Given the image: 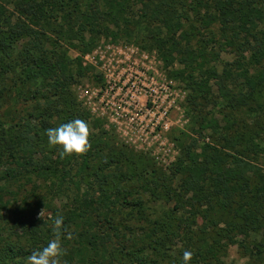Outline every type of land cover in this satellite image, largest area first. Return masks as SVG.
Segmentation results:
<instances>
[{
	"label": "trees",
	"instance_id": "1",
	"mask_svg": "<svg viewBox=\"0 0 264 264\" xmlns=\"http://www.w3.org/2000/svg\"><path fill=\"white\" fill-rule=\"evenodd\" d=\"M111 33L156 50L170 76L189 91L184 106L190 135L183 132L189 142H181L169 172L146 167L138 177L154 198L175 201L166 218L148 225L145 238L155 242L152 249L165 252L168 239L186 226L179 211L191 206L211 231L219 228L212 243L194 247L204 260L212 264L218 251L238 245L249 264H264V0H0V208L10 206L6 196L13 182L36 178L48 182V194L71 193L62 239L67 242L70 234L82 248L101 249L98 264L107 259L110 229L114 237H128L111 222L117 206L130 204L120 184L109 189L111 166L122 159L114 131L93 120L73 91L89 70L83 56ZM69 46L79 55L71 57ZM223 52L234 58L220 69ZM77 118L88 124V150L66 155L61 146L50 147L45 129ZM206 133L209 143L202 141ZM44 200L39 195L36 206ZM31 204H12L10 211L15 229L36 237L34 243L17 249L10 243L0 264H18L52 238V226H36ZM133 205L145 211L142 199ZM215 208L226 218L214 223ZM41 235L49 238L40 244ZM130 259L160 264L145 254Z\"/></svg>",
	"mask_w": 264,
	"mask_h": 264
},
{
	"label": "rangeland",
	"instance_id": "2",
	"mask_svg": "<svg viewBox=\"0 0 264 264\" xmlns=\"http://www.w3.org/2000/svg\"><path fill=\"white\" fill-rule=\"evenodd\" d=\"M115 29H113V31ZM113 34L114 33H111L109 35H101L100 38H98V44L107 42H112L115 44H135L129 41H125V39L115 37L116 35ZM205 34L207 33L205 32ZM66 48L69 49L68 53L71 57L75 58L79 55L77 48H74L73 46H69ZM233 58V53L223 52L219 61L220 69H222L224 63L232 62ZM84 66L89 70L83 77L78 79V82L73 85V91L76 92L77 97L80 91L85 87L93 85L98 86L102 83L103 80L94 67H91L90 65ZM162 66L163 73L167 76V78L172 79L173 81H175V83L185 89L187 93V100L189 91L187 88H185V84L182 81L171 77L168 73L169 70H166L164 65ZM175 67L178 68L180 67V65L176 63ZM186 100L183 104L184 109ZM79 102L90 112L93 120H101L103 122L104 129L114 131L113 134L116 137L117 151L119 153H122V155H120L122 159H120L121 161L115 159V161L118 162H113L111 166L110 172L112 174V182H110L109 184V189L113 188L115 185L117 186V184H120V187L124 189L123 193L128 194V201L130 203L117 206L116 210L113 211L114 214H117L116 218H114V220H112L111 222L118 228H120L121 231H125L128 237L125 240H122L123 237L121 234H119V237H114L112 236V232H114V229H110L111 235L108 237L107 246L105 247L107 259L103 258L104 264H137L133 260L131 261L130 256H133V258H135L144 254L145 257H148L150 260L157 259L160 264H183L182 256L185 250L191 251L192 254H194L192 255L190 264H211L209 259L204 260L203 257L198 254L197 248L194 247L200 246L203 241L212 243L215 236L214 233H216L219 228L211 231L212 228H209L208 225H206L208 223L203 219V216L196 215V210L194 208H191V206L182 208L179 211L180 219L184 220L186 226L183 225L181 227V234L175 237H170L168 239L167 245L165 247L166 250H164L165 252H163L162 254L163 256L166 255L163 260L162 255H159L161 254V252H156L152 249V246L155 242L152 241V239H146L147 229L149 228L151 222L157 218H166L165 215L170 209H173L175 201H167L165 199L154 198L150 195L149 192L144 190L142 181L139 180L138 177L146 167H158L167 172H169L170 168L173 167V164L178 160L181 154V142H189V138L185 137V135L183 134V132H185L190 135V121L189 117L186 114V111L184 112L185 121L184 118L179 122L174 120L171 128L168 131L160 134L161 136L157 139L154 137H149L146 143L141 140V136L139 134H134L133 129L126 132L127 135H125L123 131H118L116 127L113 126L111 121L107 119V117L101 116L100 113L94 114L88 107H86L83 102H81L80 100ZM18 108H21L20 104L18 105ZM37 120L38 118L36 117V121ZM52 125H54L53 122ZM192 135H194L193 137H197L194 133H192ZM202 141H206L207 143H209L210 141H212V137L210 136V134L206 133L204 135V138L202 137ZM197 152H200V150L197 149ZM132 158L134 160H132ZM178 181L180 182L179 178H176L177 183ZM47 183V181L45 182L43 180L38 181L36 178H32L30 181L24 178L20 181L13 182L11 186L12 192H10V194H7L6 196V199H10V204L8 205L13 207L14 205L23 206L24 202L32 203V207L37 209L32 218L35 221L36 226L43 225L44 223L52 226V219L50 218L62 216L64 212L70 208L72 196L70 192H68V194L53 193V195L51 193H46L45 187H47ZM39 195L45 197L46 199L44 200V204L42 206H36L35 203ZM137 199L143 200L145 205L144 212L137 211L136 206L133 205L134 201H136ZM205 201L208 205H210L211 203L213 204L214 202L210 198H205ZM10 206H8L7 209L0 208V253L1 251L4 252L5 249L10 248V243H12L14 248L17 249L19 244L22 243L27 245L29 243H34L36 238L34 237L32 238V240H30L28 236L25 237L22 228L15 229L11 221L12 212L10 211ZM202 208L204 209V206ZM54 210L57 211V215ZM42 211L43 215L41 219L39 218V214ZM94 212L95 211H93L92 213V221L96 218V213ZM211 217L214 218V223L215 220L222 221L226 218L225 216H223L222 212L218 210V208L213 209V211L211 212ZM224 225L225 224L223 222L219 224L220 227H224ZM33 227L34 226L27 227V231L30 234L33 233ZM73 229L74 228H72L71 230ZM107 229V227H103L101 231L105 232ZM36 231L38 230H34V232ZM184 231L187 232V235L183 233ZM44 237L49 238L48 235H41L38 237V241L40 242V244L41 239H43ZM254 238L255 236L252 235L247 240L251 241ZM66 239H68L67 242L65 241V239H62V246L65 249V253L61 257V264H98V262L101 260V249H98L96 251L92 247L87 248L83 246L82 248L74 240V236L70 234H67ZM124 246L127 249L125 250V252L123 250ZM142 249H144V252H142ZM122 254H125L127 256L121 257ZM17 260L19 261L18 264H26V258L24 256L19 257ZM212 264H249V258L243 255L242 249L239 248L238 245H230L228 248H226L225 251H218V256L212 258Z\"/></svg>",
	"mask_w": 264,
	"mask_h": 264
},
{
	"label": "built area",
	"instance_id": "3",
	"mask_svg": "<svg viewBox=\"0 0 264 264\" xmlns=\"http://www.w3.org/2000/svg\"><path fill=\"white\" fill-rule=\"evenodd\" d=\"M83 59L103 80L98 86L85 87L78 98L94 114L107 117L118 131L127 135L133 129L147 143L149 137L157 139L168 131L174 120L185 121L187 93L163 73L156 50L107 42Z\"/></svg>",
	"mask_w": 264,
	"mask_h": 264
},
{
	"label": "clouds",
	"instance_id": "4",
	"mask_svg": "<svg viewBox=\"0 0 264 264\" xmlns=\"http://www.w3.org/2000/svg\"><path fill=\"white\" fill-rule=\"evenodd\" d=\"M45 135L50 147L61 146L62 153L66 155L82 154L90 147L88 124L79 118L57 127H49L45 129ZM42 215L43 211L39 214V218L42 219ZM50 219H52L53 238L47 242L46 246L28 255L26 264H61V257L65 253L62 246V236L65 235L64 218L56 216ZM192 255L191 251L185 250L182 256L183 264H190Z\"/></svg>",
	"mask_w": 264,
	"mask_h": 264
}]
</instances>
